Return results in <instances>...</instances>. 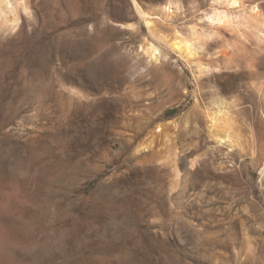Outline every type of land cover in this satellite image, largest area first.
Segmentation results:
<instances>
[{
    "label": "rangeland",
    "instance_id": "obj_1",
    "mask_svg": "<svg viewBox=\"0 0 264 264\" xmlns=\"http://www.w3.org/2000/svg\"><path fill=\"white\" fill-rule=\"evenodd\" d=\"M23 1L17 28L0 14L14 264H264V0H136L148 25L132 0ZM172 26L202 33L196 55ZM215 100L235 147L206 134ZM167 123L161 161L135 152Z\"/></svg>",
    "mask_w": 264,
    "mask_h": 264
},
{
    "label": "bare ground",
    "instance_id": "obj_2",
    "mask_svg": "<svg viewBox=\"0 0 264 264\" xmlns=\"http://www.w3.org/2000/svg\"><path fill=\"white\" fill-rule=\"evenodd\" d=\"M172 1L174 0H163V3L164 4L171 3ZM11 3L10 0H0V14L1 16H3L2 13L5 14L1 22L5 24L6 27L9 25L8 26L9 28L10 27L17 28L19 24V17L17 15L16 10L13 7H10ZM235 3L236 2L234 1L233 5ZM132 4L136 10V13L143 19V21H146L147 23L146 25H148L146 19V17L149 16L148 12H146L136 0H132ZM218 4H219V0H212L211 6H215ZM15 5L16 7H18L17 3ZM19 6L23 10H25L26 1L24 2L23 0H20ZM219 14L220 13L215 12L213 17L218 18ZM217 20H220V18H218ZM201 34L202 33L198 32L193 26L190 27L172 26L167 30L166 35L160 36V39L162 38V41H164L165 44L168 45L169 49H171L173 52L177 53L178 55L184 54L185 57L186 56L192 57L199 52L197 50H198V46L201 43V39H200L202 36ZM148 49L146 50L148 52L147 55H153L155 53V49L153 47ZM199 72L202 71L199 70ZM215 101L216 102H214V104L210 103L208 106L206 105L207 107L205 108V111L202 114L201 121L203 123L206 134L208 135L209 138L212 139V141L214 140V142H216L217 144L225 145L226 147L229 148L235 147L236 145L234 143V137H233L235 134L233 132L231 121L229 120L230 117H228V112L226 111V106L224 105L223 102H220L218 100ZM144 133L145 136L135 147V152L140 153L145 150H153V153L150 154L149 156L150 159L153 158V160L156 159L158 161H161L160 155L162 154V152H169L171 149L170 142L172 140V134L170 129V123L164 125L157 124L155 126H148L144 130ZM260 177L264 179V153L260 168ZM9 181L12 183L10 179ZM12 188H13L12 185L7 180L0 181V264H14V260H15L14 255L9 248L10 245L8 241L9 239L8 227H10L11 225V220L7 215V211L9 208L8 209L6 208V207H12L13 204V199H12L13 196L11 194L13 191Z\"/></svg>",
    "mask_w": 264,
    "mask_h": 264
}]
</instances>
